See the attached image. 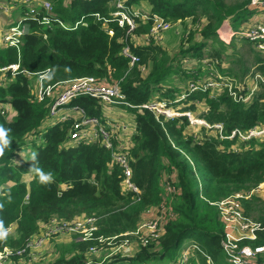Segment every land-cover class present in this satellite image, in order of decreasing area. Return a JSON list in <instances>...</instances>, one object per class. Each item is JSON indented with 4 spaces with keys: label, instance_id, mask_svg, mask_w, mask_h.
<instances>
[{
    "label": "trees",
    "instance_id": "trees-1",
    "mask_svg": "<svg viewBox=\"0 0 264 264\" xmlns=\"http://www.w3.org/2000/svg\"><path fill=\"white\" fill-rule=\"evenodd\" d=\"M49 1L53 14L62 22L74 25L83 19L86 25L66 30L58 23L47 27L27 18V33L19 50L0 48V67L19 62L29 73L17 71L6 86H0V105L12 110L10 114L0 112V128L10 141L0 155V229L10 228L12 232L0 235V248L21 247L51 219L71 221L94 216L98 230L93 239L78 240L73 234L56 258L33 259L30 264H86L89 248L99 244L98 238L114 236L113 243L102 244L103 250L93 264H145L165 258L174 262L185 238L198 243L217 264H223V227L213 203L264 182V138L221 139L214 129L202 126L197 133L186 116L167 119L141 106L158 101L181 105L180 112L190 111L210 125L221 123L224 136L235 129L246 133L255 126L264 127V82H258L246 102L235 101L224 89H188L189 82L212 79L217 74L238 82H243L249 71L264 76V53L252 42L236 35L230 43L219 39L224 21L236 31L258 9L251 0H126L130 9L141 2L151 8L150 18L136 19L137 26L128 35L126 27H120L110 16L114 11L111 0ZM153 15L181 24L179 48L173 53L148 35ZM108 30L113 31L112 36ZM134 36L141 37L140 43L131 38ZM239 40L244 54L238 50ZM125 45L138 62L131 64L123 55ZM47 71V78L55 83L93 76L119 85L124 96L121 105L134 116L135 132L126 152L132 180L140 189L137 196L122 189V173L111 163L110 150L98 141L69 140L72 118L46 122L51 117V100L34 98L30 78ZM183 93L184 97L177 100ZM75 104L90 116H103L97 99L80 96L72 100L71 105ZM200 105L202 111L197 113ZM29 136H34L30 141L34 152L22 162L14 161L28 145ZM39 173L50 176V180L42 182ZM167 181L175 186L176 193L165 194ZM163 201L174 216L166 220L162 237L140 246L133 256L116 252L106 258L104 252L109 246L123 240L121 234L135 231L141 216ZM242 205L247 216L264 224V198L255 193L243 199ZM244 243H264V232L260 231L255 241ZM26 259L13 257L6 264H28Z\"/></svg>",
    "mask_w": 264,
    "mask_h": 264
},
{
    "label": "built area",
    "instance_id": "built-area-1",
    "mask_svg": "<svg viewBox=\"0 0 264 264\" xmlns=\"http://www.w3.org/2000/svg\"><path fill=\"white\" fill-rule=\"evenodd\" d=\"M16 1L19 4L27 6V8L24 9V13L28 19H32L41 25L50 27L51 24L58 23V25L66 30L75 29L78 25H86L83 19L76 22L74 25H69L56 18L52 12V4L49 0ZM125 1L126 0H111L110 3H113L112 6H114V11L110 13V16L120 27H126V33L129 35L137 26L136 19L148 20L150 14L140 13L135 9H130L126 6ZM251 3L258 9V14H261L260 19L256 22L254 21L253 24L246 28L230 34L229 39L234 35L239 38H245L247 41L252 42L258 51L264 52V0H251ZM94 16L99 20V14L96 13ZM151 19L152 24L148 35L152 36V38L157 41V39L163 37L164 33L170 28L171 23L157 15H153ZM25 20L17 21L15 23L11 22L7 24V26L0 23V48L9 46L15 47L19 50L22 38L27 33ZM107 32L110 36L113 35L112 30H108ZM131 38L136 39L137 37L134 36ZM122 53L129 59L131 64L139 61V58L131 52L128 45L123 47ZM142 70H144V68H142ZM17 71L29 76V73L21 68L19 62L0 67V86L2 84L1 81L3 80V76L7 78V81L5 82L6 84L16 75ZM47 73L48 71L39 76L41 78H47ZM252 80V83L247 82V79L243 82H238V79H231L230 77H224L217 74L216 77L212 79L189 82L188 89L193 91L201 88L203 90L210 88L212 92L224 89L227 90L228 94L235 101L246 102L251 99L252 94L256 91L258 82H264V76L255 73ZM60 83L66 86L60 90L56 97H52L53 101L49 107L50 116L53 117L60 111V109L68 107L69 113L62 115L60 120L73 119L69 131V140L73 142L98 141L102 147L110 150L111 163L117 165L122 173V189L124 191H130L137 196L140 193V189L132 180V170L129 164L126 147H118L119 144L115 141L114 133L111 129L104 126L98 117L88 115L80 105H71L72 100L80 96L97 99L102 104H124V96L120 91L119 85L115 82L96 79L93 76L77 78ZM40 88L41 90L36 93L32 90L36 100H42L44 97L51 98L48 88L44 89L41 86ZM183 97L184 93L181 98ZM169 105L163 101H158L143 104L141 108L148 109L155 115H162L167 119H172L177 116H186L190 125L202 126L206 129H214L221 139L225 137L233 138L235 136L239 137L241 140H247L252 137L264 138V127L260 126H255L249 129L246 133H241L239 130L235 129L229 136H224L223 125L221 123L210 125L204 119L196 117L190 111L180 112L178 109L176 110ZM5 106L6 105H3L2 107V113L5 114L7 112L10 114L12 112L11 108L9 106L5 108ZM164 187L166 195H172L177 192L175 186L168 181L165 182ZM262 189H264V182L259 183L255 188H252L249 191L237 192L213 203L217 208L218 218L223 227L222 238L220 240L221 251L229 264H264V243L253 246L250 243H244L245 240L254 241L257 239L258 233L260 231L264 232V224L255 220L253 217L251 218V216H247L242 205L243 199L249 198L252 194L261 191ZM156 209V216L148 220H141L135 231L121 234L124 235V239L116 246L122 248L133 239H136V242L140 244V246H147L151 242L161 238L164 234V224L166 220L172 218L174 213L165 201L157 206ZM96 221L97 219L94 216H80L71 221L51 219L47 224L42 225V229L38 233L26 238L21 247L13 248L5 246L0 248V264H6L7 261L13 257L21 258V260L27 258V262H30L35 259V250L41 248L47 239L57 235L76 234L78 235V240L93 239V233L98 230ZM10 231V228L6 231L0 229V235ZM115 238L116 236L110 239L99 237V244L91 246L89 248V254L99 255L103 250L102 244L105 241H109L108 244L113 243L112 240ZM113 251L115 252V250ZM185 253H190V257ZM92 260L93 259L88 258L86 264H93L94 262L92 263ZM23 263H26V261ZM171 264L217 263L198 243L192 241L190 247L180 252L176 261Z\"/></svg>",
    "mask_w": 264,
    "mask_h": 264
},
{
    "label": "rangeland",
    "instance_id": "rangeland-1",
    "mask_svg": "<svg viewBox=\"0 0 264 264\" xmlns=\"http://www.w3.org/2000/svg\"><path fill=\"white\" fill-rule=\"evenodd\" d=\"M226 1L229 2V1H232V0H226ZM112 5H113V3L111 2L110 6H112ZM26 8H27V6H24L22 4L17 3L16 0H0V23L3 24L2 22H5L6 20H8L9 22H12V23H15V22L21 21V20H25L27 18V16L25 15V13L23 11ZM134 8L138 12L144 13V9L145 8H143L142 4L138 3L137 5H134ZM260 17H261V14L259 15L258 12H256L253 18H255V20H256V19H260ZM255 20H253V21H255ZM223 24H224V26L227 25V20L224 21ZM170 25H171L170 28L164 33V37L163 38L161 37V38L157 39V42L161 46H163V45L167 46L168 44L172 45L173 49H170V53H173L174 50L176 51L179 48V46L176 47V45H177V43L179 41V37H180V34L182 32L181 31L182 27H181L180 23H176V24L172 23ZM223 34L224 33H222V35L220 36L219 39L221 41H224L225 43H230V41H228V39H226V37L223 36ZM215 47H218V46H215ZM237 47H238V50L241 51L244 54V50H243V48H241L242 47V41L239 40L237 42ZM230 52H231V50H227L226 51V53H230ZM262 53H264V52H262ZM249 57H251V56H249ZM190 62H192V61L190 60ZM206 62H204V63L207 64ZM188 63H189V61H188ZM247 63H249V61ZM225 67H227V66H225ZM233 67L236 68L237 65L234 63ZM248 75H244L243 78L247 79V82L252 83L250 78L253 79L254 74H251L250 76H248ZM30 80H31L32 90L35 93L37 91L39 92L41 90L40 86L43 87L44 89L45 88L49 89L50 95H51L50 96L51 97L50 98V100H51L50 105L52 104V101H53L52 97H56L59 94L60 90H62V88H65V86H66V85H64V84H62L60 82H57V83L52 82L50 78H44V77L41 78L40 76H31ZM103 80H106V79H103ZM6 81H7V78L5 76H3V80L1 81L2 82L1 86H6V84L8 83L7 82L5 84ZM181 96H182V94L180 95L179 98H181ZM50 105H49V107H50ZM169 106L170 107L172 106L176 110L181 107V105L174 106L172 104H170ZM2 107L3 106L0 105V112L1 113H2ZM107 107L108 106H106L104 104H101V107H100L101 111L106 116L109 114V111H108ZM125 108L122 107V106L119 107V109H122V110H124L126 112H130L127 108L126 109ZM202 108H203L202 105H200L197 113L202 111ZM58 113L55 116H53V117H48L46 122L48 124H54L55 122H57L58 116H59ZM122 119H123L124 123H126L128 126L130 125V121H131L130 114L125 115L124 118H122ZM193 129H194V132L195 131L197 133L200 132L198 126L193 127ZM33 138H34V136H29L28 137V139H27L28 145L25 146L22 149V151H20L18 153V155L14 158V161L22 162V161L26 160L34 152V147L30 144V141L33 140ZM39 141H40L39 139H36V142H39ZM24 179H26V178H24ZM256 194H258L262 198H264V189H262L261 191L256 192ZM155 216H156V214H155ZM9 233H12V232H8V233L2 234V235H7ZM71 236H73V235H57V236L52 237L51 239H47V241L45 242V244L41 248L35 250V253H34L35 260H33V261L37 262L39 258H43V257H45V259L53 260L54 258H56V256L60 252L61 248L63 247L62 245L67 244V243H69L71 241ZM136 241H137L136 239H133L127 245H124L122 248H119L118 246H109V248L104 252L105 254H107L106 258L110 257L111 253L114 252L113 250H115L114 253L122 252V253H124L126 255L133 256L136 253L137 248L140 247V244H138ZM191 242H192V240L190 238H185L181 242L179 248L177 249V254L179 255L180 252H182L184 249H188V247H190ZM185 254L190 257V253H185ZM97 255H91V254L88 253V257L91 258V259H96ZM220 260L222 261L223 264H229L226 261L224 255L221 257ZM31 262H29L28 264H30ZM171 263L172 262L168 261L167 258H165V259H162L160 261H149V262H146L145 264H171ZM113 264H126V263L125 262H118V263H113ZM135 264H139V263H135Z\"/></svg>",
    "mask_w": 264,
    "mask_h": 264
},
{
    "label": "crops",
    "instance_id": "crops-1",
    "mask_svg": "<svg viewBox=\"0 0 264 264\" xmlns=\"http://www.w3.org/2000/svg\"><path fill=\"white\" fill-rule=\"evenodd\" d=\"M68 3L70 2V0H66ZM140 4H142L144 9V13L150 12V5L147 4L146 2H141ZM254 16H252L247 22L242 23L239 27L238 30H233V28L230 25V22L227 20V25L224 26V24L220 27L219 29V36L222 35V33H224L223 35H230L232 33H236L241 29L246 28L247 26L251 25L254 23L253 20H255V18H253ZM259 20L256 19L255 22ZM253 21V22H252ZM4 26H7V24L11 23L8 20H6L5 22H2ZM228 35V36H229ZM164 37V35H163ZM137 42L140 43L141 37H137L136 38ZM231 39H229L230 41ZM175 46V45H174ZM163 48H165L169 53H170V49H173L172 45H167V46H162ZM176 47H178V43L176 45ZM175 51V50H174ZM173 51V52H174ZM251 71L248 72V76H250ZM246 77V76H245ZM251 81L253 82L252 78H250ZM102 104V103H100ZM104 104V103H103ZM106 106H108V111L109 114L106 116L103 114L102 118L99 119L100 122L106 126L107 128L111 129L112 132L114 133L115 136V141L118 145V147L122 146L123 148L126 147L128 148L131 143H132V136L135 132V124H134V116L131 112H126L122 109H119L120 104H104ZM124 107V106H122ZM125 108V107H124ZM126 109V108H125ZM102 112V111H101ZM69 113V109L68 107H64L62 108L59 113H58V119L60 120V118L62 117V115ZM103 113V112H102ZM130 114L131 117V121H130V125L128 126L126 123H124L123 119L125 115ZM131 126V127H130ZM156 207L151 208L149 211H147V213H144L141 216V220H148L150 218H153L155 216L156 212ZM140 220V221H141Z\"/></svg>",
    "mask_w": 264,
    "mask_h": 264
},
{
    "label": "clouds",
    "instance_id": "clouds-1",
    "mask_svg": "<svg viewBox=\"0 0 264 264\" xmlns=\"http://www.w3.org/2000/svg\"><path fill=\"white\" fill-rule=\"evenodd\" d=\"M9 142L10 141L7 139L6 131L0 128V155H3V150L9 144ZM39 176L42 182L50 180V176L45 175L43 173H39Z\"/></svg>",
    "mask_w": 264,
    "mask_h": 264
},
{
    "label": "bare ground",
    "instance_id": "bare-ground-1",
    "mask_svg": "<svg viewBox=\"0 0 264 264\" xmlns=\"http://www.w3.org/2000/svg\"><path fill=\"white\" fill-rule=\"evenodd\" d=\"M228 35H229V34H228ZM228 35H223V36H225V37H226V39H229V37H230V36H228Z\"/></svg>",
    "mask_w": 264,
    "mask_h": 264
}]
</instances>
